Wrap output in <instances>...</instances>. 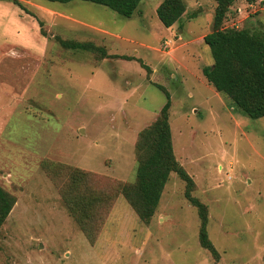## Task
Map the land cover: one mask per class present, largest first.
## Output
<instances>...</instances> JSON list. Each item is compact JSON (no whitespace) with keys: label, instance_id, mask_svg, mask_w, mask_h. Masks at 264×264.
<instances>
[{"label":"rangeland","instance_id":"obj_1","mask_svg":"<svg viewBox=\"0 0 264 264\" xmlns=\"http://www.w3.org/2000/svg\"><path fill=\"white\" fill-rule=\"evenodd\" d=\"M182 1L169 29L156 15L162 0H140L129 19L80 1H0V187L15 199L0 264H264V117L244 116L207 84L203 37L216 4ZM222 27L263 31L264 0H234ZM165 94L173 155L206 208L218 258L199 245L197 209L177 174L148 223L120 192L135 182L138 134ZM76 173L86 181L73 188ZM73 190L100 196L97 210L74 219L65 207Z\"/></svg>","mask_w":264,"mask_h":264},{"label":"trees","instance_id":"obj_2","mask_svg":"<svg viewBox=\"0 0 264 264\" xmlns=\"http://www.w3.org/2000/svg\"><path fill=\"white\" fill-rule=\"evenodd\" d=\"M11 1L21 8L18 0ZM48 3L68 4L73 1L103 6L125 19L137 11L140 0H44ZM216 4L214 10L212 31L203 37V42L209 47L212 66L202 68V75L209 86L218 94L225 96L234 105V108L250 119L264 117V30H236L222 27L229 7L234 0H213ZM22 9V8H21ZM186 7L182 0H162L156 9L159 22L166 29L180 22L185 14ZM194 15H190L192 19ZM66 49L84 52L104 51L94 48L90 44L61 42ZM166 103L161 108L155 122L143 129L137 137L136 151L138 162L135 172V182L120 188L122 197L135 212L142 223H148L155 215L169 175L175 173L186 183L185 199L192 207L197 209L200 220L199 245L214 258L218 253L208 238L207 212L203 204L191 197L192 181L184 170L177 164L172 151L171 129L169 125L170 100L165 94ZM74 175L70 186L76 188L80 181L85 180L84 174ZM90 176L89 173H87ZM83 176L84 179H81ZM93 182L90 177L87 179ZM92 186V184H90ZM191 187V188H190ZM73 200H66V209L75 219L77 213L86 216L87 208L94 207L102 199L100 196L88 199L83 195L77 197L75 190ZM96 199V200H95ZM15 199L0 187V229L9 216ZM83 215L80 214L81 217ZM80 225L85 236L91 243L95 234L87 230L84 220ZM91 224L89 225V228Z\"/></svg>","mask_w":264,"mask_h":264},{"label":"built area","instance_id":"obj_3","mask_svg":"<svg viewBox=\"0 0 264 264\" xmlns=\"http://www.w3.org/2000/svg\"><path fill=\"white\" fill-rule=\"evenodd\" d=\"M166 47H168V43H166Z\"/></svg>","mask_w":264,"mask_h":264}]
</instances>
